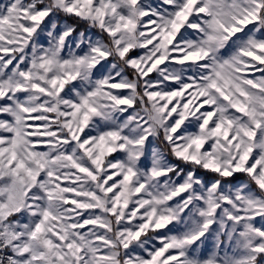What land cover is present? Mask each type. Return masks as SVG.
<instances>
[{"label": "snow or ice", "instance_id": "1", "mask_svg": "<svg viewBox=\"0 0 264 264\" xmlns=\"http://www.w3.org/2000/svg\"><path fill=\"white\" fill-rule=\"evenodd\" d=\"M0 264H264V0H0Z\"/></svg>", "mask_w": 264, "mask_h": 264}]
</instances>
